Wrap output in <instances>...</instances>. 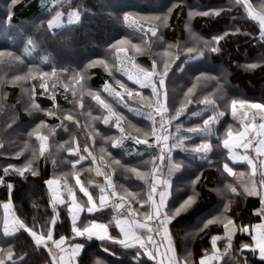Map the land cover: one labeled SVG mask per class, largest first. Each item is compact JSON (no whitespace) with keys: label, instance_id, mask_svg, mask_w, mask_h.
Returning a JSON list of instances; mask_svg holds the SVG:
<instances>
[{"label":"trees","instance_id":"1","mask_svg":"<svg viewBox=\"0 0 264 264\" xmlns=\"http://www.w3.org/2000/svg\"><path fill=\"white\" fill-rule=\"evenodd\" d=\"M53 1L0 0V264H59L60 252L33 235L80 245L76 264H155L118 239H74L67 204H53L45 186L52 177L63 189L74 176L92 181L98 166L112 173L116 193L126 190L134 201H145L139 211L147 209L145 175L153 154L130 155L126 146H114L120 136L112 123H85L88 115L105 117L93 98L100 93L124 117L126 140L152 141L150 118L140 113L154 105L157 94L124 76L118 50L139 70L153 72L155 91L165 97L164 117L172 120L169 133L175 125L179 135L199 128L209 112L195 114L209 104L223 115L205 161L172 151L180 169L171 178L165 214L177 262L198 264L217 250L211 264H264L247 231L263 222V203L234 192L247 165L230 164L222 145L237 130L233 104L264 108V0H64L52 6ZM69 10L79 13L80 22L50 31L48 21ZM126 17L137 25L127 24ZM105 86L123 102L103 91ZM40 135L46 136V152ZM73 140L80 142L79 151L97 154L101 147L109 154L78 162L79 154L69 152ZM85 167L91 171L83 172ZM260 179L264 183V174ZM6 203L20 222L10 234L4 232ZM231 223L236 232L221 239ZM149 226L156 236L159 223Z\"/></svg>","mask_w":264,"mask_h":264},{"label":"crops","instance_id":"2","mask_svg":"<svg viewBox=\"0 0 264 264\" xmlns=\"http://www.w3.org/2000/svg\"><path fill=\"white\" fill-rule=\"evenodd\" d=\"M48 1V0H45ZM64 0H54L50 2L52 6H58ZM67 17L69 23L67 25L62 24L65 20L64 18ZM71 19L72 21H70ZM80 22V15L76 10H69L66 14L57 13L55 14L47 23V27L50 31L54 32L57 30L62 29L65 26L69 25H76ZM261 24L264 27V17L261 19ZM134 64V62L132 61ZM122 66L120 61L119 67ZM137 68V66L134 64ZM123 67V66H122ZM121 67V69H122ZM138 69V68H137ZM123 71V69H122ZM130 82L136 84L130 78L128 79ZM152 87H141V88H148L152 90L155 87V84L151 78ZM137 85V84H136ZM139 86V85H138ZM153 92L156 94L155 90ZM157 99L163 104L164 113V95L158 94ZM252 105V104H251ZM237 106H242V108H248L249 104L238 103L233 104L231 107V118L234 116V111L237 109ZM252 106H260L259 104L252 105ZM261 113L264 116V108L260 106ZM160 109V108H159ZM167 110V109H166ZM205 112H209L206 115L207 121L203 122L202 125L195 129L191 133V138H195L198 141L196 145L201 151L195 152L193 151L196 157H206L208 156L210 149H211V141L214 138V133L216 129V123L218 119L223 116L219 113L212 104H209L201 111H198L195 115L199 116ZM168 113V112H167ZM167 113H164L165 115ZM167 119V118H166ZM169 121V119H167ZM211 120V122H210ZM214 120V122L212 121ZM166 134V133H165ZM194 134V135H193ZM183 136H178L179 139H182ZM185 137V136H184ZM154 138V136L152 137ZM178 139V140H179ZM190 139V138H189ZM163 140V139H162ZM192 140V139H191ZM154 142V141H153ZM180 142V141H179ZM166 143L169 144V141L166 140ZM182 143V142H181ZM196 143V142H195ZM151 144V145H150ZM143 143V142H136V141H125L124 145H120V142H115L117 148L120 146H126L127 151L130 155H136L140 153L149 152L152 153L155 159L157 160V154L160 153V150L157 151L155 149L154 143ZM183 143L182 145H184ZM194 144V143H191ZM202 148V149H201ZM226 149V147H224ZM162 150V148H160ZM228 149V148H227ZM169 151H167L168 154ZM192 153V151H188V154ZM166 154V155H167ZM169 158H172V155L168 154ZM191 155V154H190ZM230 155V154H229ZM250 156V155H249ZM254 162H247L250 164H256L255 169L257 168L260 173L256 174V179L261 181L260 177L264 173V160H260V156L255 155ZM262 159V158H261ZM172 163V162H171ZM245 163V161L243 162ZM98 167V166H96ZM94 169L93 174L94 177H101L100 171L98 168ZM256 169V170H257ZM97 170V171H96ZM106 171V174L109 170L102 169ZM154 169L151 168V172ZM166 171H162L160 173L161 179V186L155 187L153 186L152 182L150 186H148V201L149 204L147 205V211L144 213L145 217L139 218V216L135 213L129 215L127 214L128 208L123 213L122 210L118 211L117 206L113 208L110 203V198L106 195L102 190L98 189L94 191L93 189L90 190L89 186L87 185H96L93 181H85L82 182L78 176L73 177V183L70 185L68 181L65 183L66 187L64 189L61 187L60 181L55 179L54 177L48 179L45 182V186L47 191L50 195L51 202L57 206L66 205L67 204V211L70 218V222L72 225V232L74 235V239H96V240H111V239H118V242L123 247L127 248H140L147 256H149L155 264H185L182 262H177L175 253L172 251V241L170 237V233L168 231V224L167 219L162 218L164 215V211L166 208V203L170 197V183H171V176L166 173ZM245 173V172H244ZM173 175V174H172ZM247 176V175H246ZM173 177V176H172ZM96 180V179H95ZM97 181V180H96ZM152 185V187H151ZM152 188V189H150ZM264 188V187H263ZM113 191L109 189V195L113 196ZM264 192V190H263ZM117 196V195H116ZM260 199L263 203V207L261 209L262 214L264 215V193L260 195ZM151 198V201H150ZM131 211V210H130ZM3 212V223H4V232L6 234H10L15 230L19 225L20 222L16 219L13 215V211L11 209V205L6 203L2 207ZM132 213V211H131ZM102 214H106L107 216L104 218ZM143 214V213H142ZM165 220V221H164ZM159 223L160 230L156 228L155 234L153 227L149 228V224ZM236 227L231 223L225 225L224 234L221 237H230L236 232ZM246 230V229H245ZM250 232L252 242H253V249L257 252L260 259L264 260V220L263 222L254 225L247 230ZM34 238L38 243H49L51 242L52 250H56L60 252L58 255L57 262L59 264H76L77 257L80 250V245L75 244H67V241L64 239H58L57 241H50L48 238L42 236H35ZM217 250H215L214 254L209 257H203L199 260L198 264H211L217 258Z\"/></svg>","mask_w":264,"mask_h":264},{"label":"rangeland","instance_id":"3","mask_svg":"<svg viewBox=\"0 0 264 264\" xmlns=\"http://www.w3.org/2000/svg\"><path fill=\"white\" fill-rule=\"evenodd\" d=\"M64 19L65 20L63 21L62 24L67 25L69 23V21L67 20V17H65ZM69 20L72 21L71 19H69ZM126 20H127L126 21L127 24H129L132 27H135L134 24L137 25V23L129 17H126ZM117 59H118L119 64L121 61L122 66H123V67L122 66L121 67H122L123 71H122L121 67H119V68H120V71L124 74V76H126L127 79L130 78L137 85H139V87H152L151 78L154 75L153 72H146V71H142V70L137 69L134 66V64L132 63V60L128 57V55L126 54V52L124 50H118L117 51ZM153 90H155V88H153L152 91ZM103 91H105L108 94H111L112 96H114V98L119 99L120 101L123 102L121 95L119 93H117V91H114L113 88H111L110 86H105L103 88ZM99 94H94L93 98H94L96 104L97 105L99 104V106L101 107V110L102 111L104 110L106 112V115H105V117L103 115H94V114H92V116L88 115L87 121H85V123L89 124L90 127H91V124H94V125L96 124L97 119H98L99 123H102V124L107 125L108 123H112V126L114 128H116V130L120 136L119 140H115L114 143L120 142V145H124L125 141L127 139L126 133L128 131V130L123 129V127L120 126V123L124 122L123 121L124 117L115 113L114 110L112 109V107H110V105L108 103H106V101L101 99ZM156 94L158 95L157 92H156ZM157 97L158 96H156V98H155L154 105H149L144 111H141V113H140V114L145 115V116L150 118L149 119L150 124H151V126H153L151 136H154V138H152L151 142L154 143L155 149L156 150L158 149L157 151L160 150V153L158 152V154H157L156 162H155V159L153 160V167L152 168L154 169V171L149 172V174L147 172V174L145 175V176L148 175V177H150V178L147 177L149 179V181L147 183L148 186H150L154 177H160V173H162V171H164V172L166 171V173H168L172 178V176H173L172 174H175L180 169V167L177 166V164H175V161L172 158L165 156V153L167 154V151L170 152V155H172L174 151H182V152L192 151V153H190L191 155L187 154V156L190 160L198 161V162L206 160L205 157H196L193 154L194 153L193 151H195V152L201 151L199 149L200 147L198 148L196 146L198 144V141L195 140V138H193V137L191 138V133L194 131V129L188 130L187 134L179 135V133H178L179 125H175V126H173L174 132L169 133L170 132V123L172 120L168 121L167 120L168 118L166 119V117H164L165 114L162 112V110H163L162 104L163 103L160 102L159 99H157ZM252 105H254V104H252ZM252 105H250L248 108H246V107L242 108V106H237V109L234 111V116L232 118L238 124L237 128H236L237 130L229 131L228 134H226V138L222 141V145H223V147H226V149L225 148L224 149L227 153V158L229 159L230 164H240V163H243L245 161V163L247 165L246 173L242 172L237 177V181H238L236 184L237 188L234 192L238 191L245 196L259 197L260 198L261 197L260 195H262L264 193L263 192L264 183H262L259 180H253L256 177L255 173H257V174H258V172L260 173V171L257 168H256L257 170L255 169V165L258 163L254 162V161H256L254 157H255V155H257V156H260V158H259L260 160H264V116L261 113L262 108L260 106L254 107ZM256 105H258V104H256ZM152 108H154V109H152ZM66 118L68 121L72 120L68 117H66ZM220 118L218 119L217 123L220 121ZM206 121H207V119H205L204 122H206ZM212 121L214 122V120H212ZM210 122H211V120H210ZM74 123L76 124V126H80V123H78L77 121H74ZM217 123H216V125H217ZM134 129H135V127L131 126V131H134ZM92 131H94L93 127H92ZM145 132H147V131H145ZM134 133L138 134L137 131H135ZM139 134H141V133H139ZM178 136H183L182 137L183 141L181 139H179ZM38 138L40 139L41 150H42L41 152H46L47 151L46 136L40 135V136H38ZM133 138L135 139L134 141H136V142L138 140V142L145 143V139H143V138H146V136L145 137L144 136H141V137L136 136ZM215 138H218V135H216V133H214V139ZM99 139H101V137H99ZM166 140L169 141V144L166 143ZM72 142H73L72 150L70 149L69 152H70V154H73L75 156L77 155L76 153L79 154L80 157L78 159V162L84 161L85 158H90L91 161H93L94 158L97 156V154L98 155L101 154L102 156H105V155L107 156L109 154L105 149H103L101 147H100V150L98 151L99 153H97V154H94L93 152H91L89 150H80L79 151V149L82 147L80 145V142L77 143L75 140H73ZM102 142L103 141L101 140L100 145H102ZM146 143L150 144V142H146ZM183 143H185V144L182 145ZM191 143H194V144H191ZM160 148H162V150ZM163 156H165V157L163 158ZM100 160L104 161L102 157H100ZM247 162H254L256 164H250ZM165 164H166V166H165ZM90 168H93V167L91 166ZM97 168L99 170L101 169L100 167H96V169ZM87 171H91V169L85 167L83 172H87ZM223 171L227 172V174H232L231 169L227 165H223ZM101 172H102V174H101ZM100 174H101L102 178H99L100 176L95 177V178H97L96 179L97 181L92 176V179H93L92 181L96 183V185H93V190L96 191V190L100 189L106 195H108L110 198L111 206L113 208L115 207V209H116V206L119 204V201H123L125 203V206L128 208L127 214L129 213L130 215H132V214H134V211H135V213L139 216V218L143 219L145 217L144 213L147 211V209L145 211H143V214H142V212L139 211L138 208L140 206H142L145 201L143 202V199L134 201L133 197H132L133 195L129 194L124 189L121 190L120 194L116 193L112 187V185H113V182L111 180V177H112L111 174L112 173L108 172L106 174V171L101 169ZM246 174H247V176H246ZM87 180H89V178ZM64 187H66V185H64ZM151 187H152V185H151ZM152 188H150V189H152ZM109 189H111L113 191L112 192L113 196L109 195V193H108ZM147 201H148V198H147ZM150 201H151V198H150ZM115 204H116V206H115ZM148 204H149V201H148ZM121 210H122L121 212L123 213L126 209H121ZM130 210L132 211V213ZM102 215L104 218L107 216L106 214H102ZM162 218L167 219V222H168V216L165 214V211H164V215ZM182 263H184V262H182Z\"/></svg>","mask_w":264,"mask_h":264},{"label":"water","instance_id":"4","mask_svg":"<svg viewBox=\"0 0 264 264\" xmlns=\"http://www.w3.org/2000/svg\"><path fill=\"white\" fill-rule=\"evenodd\" d=\"M167 110L165 109L164 110V113H166ZM153 186L155 187H160L161 186V179L160 177H155L153 179V182H152ZM111 191V189H110ZM125 207V203L123 201H119V204L117 205V210L120 211L121 209H123Z\"/></svg>","mask_w":264,"mask_h":264}]
</instances>
